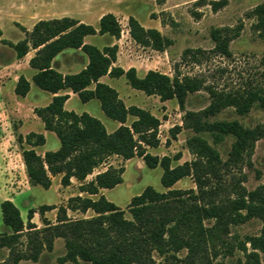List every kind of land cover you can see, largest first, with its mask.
<instances>
[{
	"label": "trees",
	"instance_id": "obj_1",
	"mask_svg": "<svg viewBox=\"0 0 264 264\" xmlns=\"http://www.w3.org/2000/svg\"><path fill=\"white\" fill-rule=\"evenodd\" d=\"M227 0L211 3L214 11L226 6ZM255 14L264 22V4L255 9ZM25 38L18 43L2 39V43L13 48L17 59L24 58L31 50H36L30 60L35 71L33 84L40 90L54 95L46 107L36 108V115L44 122L47 131L54 132L60 141V148L38 154L36 148L44 146L46 138L42 134L31 133L17 140L22 148L23 160L31 185L50 189L52 178L62 176L63 187L71 185L74 178L85 182L88 176L104 165L107 159L117 156L123 160L141 158L149 168L161 167V183L166 189L160 192L147 187L140 195L132 198L126 211L106 197L94 200L80 195L70 197L66 206L41 205L38 211L28 212L25 225L20 209L10 200L1 204L2 217L9 232L0 234V249L10 251L12 264L22 260L37 262L46 250L52 252L56 239L65 242L66 255L62 259L87 264H156L155 254L166 256L171 264H211L216 256V241L230 233L232 225L242 224L252 218L264 223V186L253 191L241 188L234 198L218 199L220 182L219 152L208 139L219 144L226 137H233L231 156L237 160L264 137L260 126L248 128L239 121H212L224 109L232 107L241 115H247L254 107L264 110V89L252 88L232 92L219 91L207 87L210 105L200 112L187 111L184 127L196 135L187 140L188 147L196 156L195 160L176 166L180 155L173 159L160 158L149 152L160 146L159 128L161 120L149 110L136 105L127 106L119 93L100 80L104 76L125 77L131 88L147 96H157L161 102L176 100L182 111L190 94L201 90L203 83L189 76H170L150 70L140 77L135 68L124 70L115 66L119 47L103 49L86 44L85 38L94 35H109L121 38L122 25L112 13L104 14L95 27L81 23L70 17L41 20L31 31L19 25ZM131 38L141 47L164 52L172 41L157 29H146L134 16L128 19ZM225 30L212 31L214 52L231 56L229 44L237 36H227ZM0 29V39L2 38ZM68 49H81L89 62L85 69L75 74H62L54 66V59ZM200 52V51H197ZM31 90V82L21 76L15 94L25 98ZM70 91L77 94L83 103L98 100L105 115L121 126L109 133L104 124L88 113L77 114L65 109ZM183 127L171 129L173 138ZM170 141L168 142V144ZM124 167L109 166L105 172L97 174L94 180L79 187L81 193L98 195L102 189H113L123 183ZM191 177L196 189L179 190L174 186ZM219 180V181H218ZM58 210L56 222L48 220L47 212ZM68 211L86 214L93 211L91 218L73 219ZM35 213H39L44 224L42 229L32 223ZM207 222L213 224L207 225ZM27 239V252L17 250L21 239ZM253 249L264 250V228L262 235L249 239ZM186 250L181 258L178 253Z\"/></svg>",
	"mask_w": 264,
	"mask_h": 264
},
{
	"label": "rangeland",
	"instance_id": "obj_2",
	"mask_svg": "<svg viewBox=\"0 0 264 264\" xmlns=\"http://www.w3.org/2000/svg\"><path fill=\"white\" fill-rule=\"evenodd\" d=\"M214 1L223 0H0V29L3 33L0 39V69L17 58L15 50L3 44L2 39L13 43L23 40L25 34L18 24L31 30L41 20L62 17H73L94 23L104 14L115 13L124 30L121 34V39H124L121 44L122 50L132 55L140 69L155 70L171 78L177 75L181 78L189 76L202 81L201 90L188 96L186 111L180 109L176 100L163 104L156 96L149 97L143 92L138 93L135 89L133 91L137 93L128 94L121 87L122 97L128 104L134 103L148 109L161 120L162 125L159 128L161 145L157 149H150L151 153L160 158L168 156L172 159L180 155L181 159L173 161V166L191 162L196 156L189 149L187 140L196 134L184 127L183 120L187 111L200 112L210 105L211 97L207 87L226 92L252 88L264 89V22L262 26H259L260 19L254 12L258 6L264 4V0H227L226 6L217 11H214L211 5ZM130 16H134L141 24H146L150 28L156 27L163 36L172 41V45L164 52L135 45L127 46L123 34L128 29ZM215 29L225 30L226 33L223 34L229 37L237 35L229 44L231 56L227 57L214 52L212 31ZM107 37L110 38V36ZM95 39L94 44L97 45L106 42L100 37ZM138 61L141 63L138 64ZM121 81V79H114L111 85L120 91ZM123 81L126 82L125 79ZM34 91L45 93L44 97L30 98L44 106L45 97L50 93L39 88H34ZM69 108H73L76 112H90L95 116L102 112L97 100L83 103L80 99H76L71 102ZM102 119L108 130H111L112 124H117L106 116H102ZM211 120H236L248 128L260 126L264 129V110L254 107L247 115L241 116L235 109L229 107ZM177 125L183 128L176 138H173L170 131ZM205 138L219 152L222 160L221 179L216 183V187L219 188L218 199L234 198L241 188L253 191L264 186V137L256 141L249 153L244 154L239 160L231 156L235 142L233 137H226L219 144H214L213 138L209 135ZM52 146V142L49 141L47 148H53ZM138 161L143 163L145 168H139ZM106 163L116 168L127 164L121 157L115 156L107 159ZM125 170L123 183L108 189L106 197L125 210L126 217L130 218L128 205L132 198L140 195L147 187L160 192H165L166 189L161 183L163 169L160 166L152 169L146 166L143 159L135 158L133 162L125 166ZM17 177L20 179L19 175ZM21 188L23 185L19 184L16 193H19ZM174 188L196 189V185L193 179L188 177L178 182ZM29 193L26 194L29 195ZM0 194L7 195V191L4 190ZM31 196L37 211L40 205L50 204L51 206L61 202V194L59 195L56 184L48 190L37 187ZM67 202L68 200L54 206H66ZM54 211V214H50V217L54 218L53 223L56 222L58 213L57 209ZM68 216L73 219L91 218L95 216V213L88 211L86 214H81L68 211ZM36 221L39 223L38 228L42 229L44 224L39 213L36 215ZM211 224L213 223L207 222V225ZM263 228L264 223L258 218L232 225L230 233L223 238V241L215 242L216 256L211 264H264V250L253 249L249 242V239L261 236ZM26 245L27 239L23 237L17 245V250L27 252ZM186 254V250H183L178 253V256L183 258ZM65 255L64 240L56 239L52 252L45 250L37 262L22 260L19 264H87L82 261L64 262L62 259ZM9 257L10 251L7 248L0 249V264H12ZM155 260L156 264H171L166 256L161 257L155 254Z\"/></svg>",
	"mask_w": 264,
	"mask_h": 264
},
{
	"label": "crops",
	"instance_id": "obj_3",
	"mask_svg": "<svg viewBox=\"0 0 264 264\" xmlns=\"http://www.w3.org/2000/svg\"><path fill=\"white\" fill-rule=\"evenodd\" d=\"M112 14H114L117 17V15L115 13H112ZM70 18H73V17H70ZM73 19H75V18H73ZM100 19H101V17L94 23L93 22L92 23L91 22H85L83 20H78V19H75V20H78L81 23H86V24H90V25H93L95 27H98ZM142 25L146 29H151L146 24L145 25L142 24ZM154 29H157V28L155 27ZM31 30H28V31H31ZM122 31L124 32V30H122ZM107 36H109V35L88 36L85 38V43L94 45V46L98 47L99 49H103V48L108 47V46L117 45L119 47V52L117 55V62L115 64V66L121 67L124 70H128L130 68H135L137 70L138 75L140 77H144L148 73V71H144V70L140 69V67H138L136 65L137 63L134 62V60H133L134 58H132V55L130 56V54H127V52H125V50H122L121 44H122L124 39L123 38L122 39L121 38L116 39V38L111 37V36H110V38H108ZM96 37L103 38L106 40V42H104L103 44H100V45L94 44ZM123 37L126 38L127 46H132V45L133 46L134 45L139 46L131 38L130 33H129V29H126V33L123 34ZM35 53H36V50H31L24 58H22V59L16 58L15 60L10 61L9 63L5 64L3 66V68L0 69V83H1L0 84V101H2V103H0V116L2 117V118H0V121H1V124H0V193L1 192L3 193L4 190L7 191V195L5 194L2 196V194H0V196H1V198H0V234L5 233V232H9V229L5 226V224L3 222V217H2L1 204L4 201L10 200L20 209L21 217L24 220L25 225L28 222V210L35 209L37 207V206L33 205L31 195L38 186L31 185V183L29 181V178H28L27 172H26V168H25V164H24V160H23L22 148L19 145L18 140H17L18 136H22L25 140L27 135H29L31 133L44 135L46 138L45 145L36 148V151L38 152V154H41V155H44L45 152H47V151H56L60 148V141L57 138L56 134L54 132L47 131L45 128L44 122L35 113L36 108H42V107H46L47 105H49L51 103L54 95L51 93L49 96L46 95L47 97H45L46 100H45L44 106H42L41 104H38V102L36 100L34 101V100L30 99V98H37V97H44L45 96L44 95L45 93H43L41 91H34V88H38V87H36L32 82V78L35 74V71L30 67L29 63H30V60L35 56ZM88 62H89L88 57L82 52L81 49H77V50L68 49V50H65L64 52L60 53L54 59L53 66L59 72H61L64 75L75 74V73H79L80 71L85 69L86 66L88 65ZM140 63L141 62L138 61V64H140ZM21 76H24L28 81L31 82V90L25 98H20L15 94V88H16V85H17ZM114 79H121L122 80L120 82L121 85L119 86L120 91L118 89H115L111 85V82ZM124 79H125V77L111 78L109 76H104L101 78L100 81L102 83L108 84L109 86L113 87L119 93L120 98L124 101V103L127 106L135 105L134 103L128 104L127 100H125L122 97L121 87L125 93L132 94V95L137 93V92L133 91V88L130 89L131 86L128 84L126 79H125L126 82L123 81ZM122 82H124V83H122ZM138 93H139V91H138ZM60 94H63V95L68 94L69 95V99L65 103V109L66 110L73 111L77 114L88 113L91 116L99 119L104 124L102 116H106V115L103 112L102 108H101L102 112L98 113L96 116L93 113L86 112V111L76 112V110H74L73 108H69V105L74 100L80 99L79 96L73 92H70V91H62V92H60ZM94 100H96V99H94ZM94 100H91L90 102H92ZM159 100H160V98H159ZM87 103H89V102H87ZM161 103L167 104L166 102H161ZM136 106H138V105H136ZM146 110H148V109H146ZM151 113L153 115H155L153 112H151ZM104 126H105V124H104ZM111 126H112L111 130H108L106 128L109 133H113L115 130H117L121 126V124L117 122L116 125L112 124ZM49 141L52 142L53 148H47ZM149 152L151 153L150 149H149ZM115 157H117V156H115ZM134 160H135V158H133L131 160H125V162L127 164H129V163L133 162ZM15 164L17 165V168H16ZM106 164L107 163L100 166L97 169V171L95 170V172L92 175L88 176L86 181L83 183L73 178L71 180V185L68 187L62 186V184H61L62 176L61 175L53 177L51 188L53 187L54 184H56L57 191H58L59 195L61 194V202H59L57 204H51V205L62 204L65 201H67L70 197L77 196V195H80L83 197H91L94 200L98 199L100 196L106 197L108 189H102L98 195H93V196H91L87 193H81L79 190V187L81 185H83L84 183H88L89 180L90 181L94 180V178L97 174H99L101 172H105L109 166H114L111 164H109V165H106ZM127 164H125L123 167L125 168V166ZM138 167L139 168H145V165L143 163H141L140 161H138ZM18 175L20 176V179L17 177ZM19 184L23 185V188H21L22 190L19 193H16V191L19 189ZM3 187L4 188L6 187L7 189H4ZM28 192H30L29 195L26 194ZM45 205H50V204H45ZM54 212H55L54 210L51 212H47L45 217L48 220H50V221L52 220V222H54V218L50 217V214L51 213L54 214ZM36 215H37V213L35 214V217L33 218L32 223L37 225L39 223L36 221ZM37 226L39 227V225H37Z\"/></svg>",
	"mask_w": 264,
	"mask_h": 264
}]
</instances>
